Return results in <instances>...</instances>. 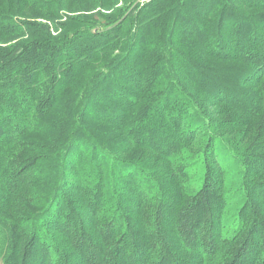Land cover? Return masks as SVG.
Returning <instances> with one entry per match:
<instances>
[{"label":"trees","instance_id":"16d2710c","mask_svg":"<svg viewBox=\"0 0 264 264\" xmlns=\"http://www.w3.org/2000/svg\"><path fill=\"white\" fill-rule=\"evenodd\" d=\"M4 1L9 3L10 8L13 7L12 0ZM154 3L157 9L142 16L145 28L141 35L142 44L138 43L137 34L130 47H125L124 60L122 64L119 63L118 68L119 71L125 69L127 74L134 76L131 82L140 88L141 98H145L142 104L145 106L143 105L137 114L134 111L130 113L135 104L134 95H131L127 103L128 106L131 102V107H126L128 115L125 113L123 120H119L122 114L118 109L112 112L116 115L117 122H123L127 118L130 127L128 133L126 132V139L128 136L132 138L138 127H145L148 124L147 137L150 136L151 139H145L150 140L153 146L162 147L161 144H167L172 148L173 137L167 139L165 134L174 132L173 124L167 125V120L161 126L149 122L152 115L167 107V104L161 105L162 100L153 97L159 84L152 76L164 72L160 64L162 47L165 46L162 40L165 39L179 49L183 45L195 49L196 46L188 45V41L193 40V35L199 41L204 40L207 32L193 33V27L192 30L186 28L187 22L191 23V20L185 12L183 13V7L169 18L168 15L174 12L171 9V2L156 0ZM29 5L31 6L30 3ZM212 8V2L207 0L205 8L200 14L193 15L192 20L200 18ZM220 8L215 19L212 17L216 22L213 20L209 23L213 26L209 27V31L216 28L222 31L223 21L228 16L234 23L244 26L237 13L236 15L233 13L234 16L229 14L225 5ZM162 13L167 14L164 18L170 21L169 24H165ZM161 21L163 23L159 24ZM178 23H180L178 31L183 28L188 32V35L185 36L184 33L181 39H177V33L173 29L178 27ZM169 27L173 31L169 30L170 35L167 36ZM257 27L264 29V23L252 25L246 33H243L241 28L235 30L232 40L234 50L228 49L226 54L224 52L227 45L225 41L219 39L220 35L207 33L210 38L208 39L210 41L206 40L210 44L207 56L228 62L240 60L242 57L238 50L246 44L249 55L244 57L248 58L252 74L255 72L264 74V48L259 42V37L262 38L261 42H264V36L258 34ZM153 30L154 34L150 36ZM109 34H114V31ZM45 45L33 41L19 52L6 57L0 55V213L9 211L13 218L10 225L0 221V261L3 264H259V244L252 242L255 237H264V216L258 211L259 205L258 208L246 203L243 217L251 214L249 226L241 229L240 225L239 228L231 230L228 238L223 237L222 234L225 233L223 219L220 216L221 208H214L211 204L212 192L208 188L203 187L190 200H184L185 206L177 212L179 199L171 193L173 191H170L171 194L166 190L159 193L155 187L149 189L151 193L143 190L144 185H148L149 182L147 176L144 180L143 171L146 170L141 166L135 169L129 161L111 159L117 163L111 164V167L113 166L109 174L111 180L105 181L108 175L101 164L107 162L109 154L102 147L105 146L102 132L97 133L98 138H93L86 129L75 131L73 120L78 113L76 106L72 108L68 107L69 104L66 105L63 112L67 110V113L60 121H48L40 125L43 119L53 118L52 112L56 109L57 98L59 93L62 94L63 88L54 84L59 80L72 78L76 72H84L88 66L87 61H83L86 59L84 52L87 53L88 60L96 51L108 50L111 44L109 40L97 35L91 42H82L78 47L64 43L47 51L44 49ZM74 53H78L76 60L70 56ZM174 54L181 61V52L176 51ZM154 60L155 69H152L149 75L146 70L149 68L150 71ZM187 60L185 57L184 63H187ZM61 61L69 64L65 65L60 79L56 80L54 71L62 69ZM172 61L174 60L170 59V62ZM73 67L77 68L73 71ZM243 72L248 74L247 70ZM224 74L216 77L219 84L221 80L226 82ZM79 75L85 78L86 74ZM142 76L146 77L143 88L138 84ZM148 78L151 82H148ZM234 81L228 82L232 84ZM101 82L97 85L100 86ZM110 86L107 94L117 93L116 87L112 84ZM169 89L173 90L172 87ZM225 89L230 92V88ZM258 91L260 94L255 93L253 97L248 98L243 107H252L251 104L255 100L263 102L264 91L262 88ZM124 92L127 93V90ZM95 95H91L90 99H94L92 110L97 113L98 100L103 99L102 96L98 98ZM254 107L257 105H253V110ZM96 113H91L87 117L115 126L109 121L96 119ZM171 118L174 120L175 115ZM194 125L192 129L201 130V123L196 122ZM33 127L35 128L33 133L40 137L43 143L21 142L29 133L27 129L31 130ZM260 130L264 136V127ZM110 136L116 138L114 133ZM177 145L175 149L179 148ZM115 146L116 143L109 148L114 151ZM16 150L18 154L28 150L34 155L28 158L15 156L12 152ZM171 154L176 156V151H172ZM171 154L162 148L160 154L156 153L153 157L165 160L169 165L168 155ZM256 157L258 159L253 157L245 161L244 175L247 189L253 194L251 200L264 201V186L254 185L250 179L255 172L264 169V157ZM62 170L71 173V182L61 178ZM164 170H169V167H165ZM127 185L129 188L134 187L127 189ZM68 190L81 194L83 199L71 198ZM154 198H159L158 203H153ZM32 203H39L42 213L38 214L35 226L27 227L29 221L17 218L14 213L17 210L16 205ZM144 249L147 252H144Z\"/></svg>","mask_w":264,"mask_h":264},{"label":"rangeland","instance_id":"374dc122","mask_svg":"<svg viewBox=\"0 0 264 264\" xmlns=\"http://www.w3.org/2000/svg\"><path fill=\"white\" fill-rule=\"evenodd\" d=\"M12 1L13 7L10 8L9 3L0 0V55H4V57L23 50L26 44L33 41L45 43L44 49L48 51L64 43L78 47L82 42H91L97 35L109 40L111 45L108 50H98L88 60H86L87 53L82 51L86 57L83 61H87L88 66L84 72H76L77 74H73L72 78L65 81L59 79L61 71L69 62L61 61L60 67L62 69L58 68L54 71V77L59 82L55 81L54 85L63 88L62 94L59 93L57 98L56 109L52 112L53 118H45L40 123L43 125L48 121H60L67 113V110L63 112L66 105L69 104L68 107L72 108L76 106L78 113L73 115L75 125V129H73L78 130V132L86 129L93 138H98L97 133L102 132V138L105 141V146L102 147L109 154V159H106L107 162L101 164L103 169H106V175H108L105 181L111 180V176H109L110 169L113 167L111 164L117 163L112 162L111 159L129 161L135 166V169L141 166L146 170L143 171L144 180L147 176V182H149L148 185H144L143 190L149 192L151 187H155L159 193L165 190L169 193L173 191L171 193L179 199L176 207L177 212L185 206L184 200H190L203 187L208 188L212 192V196L210 195L213 199L211 204L214 208H221L220 216L223 219V233H225L222 235L226 238L231 235L232 229L239 228L240 225L241 229H246L249 226L251 214L248 213L247 217H243L246 203L254 205V207L259 205L258 211L260 215L262 213L264 216V201L251 200L253 194L247 189L246 176L244 175V163L247 159L253 157L258 159L256 156L264 157V150H258L264 149L260 148L264 147L262 145L264 144V136L261 135L260 130L264 127V99L263 102L256 100L252 102V107L257 105L254 110L252 107H243L248 98L253 97L255 93L260 94L259 88L264 91V74L260 72L252 74L248 58L244 57V55H249L246 44H243V47L238 50L242 58L228 62L208 57V48H210L208 45L210 44L206 42L210 39L207 33H216L217 36L220 35L219 39L225 41L227 45L224 54L229 50H234L235 46L232 40L235 30L241 28L242 32L246 33V30L252 25L264 23V0H208L213 4L212 10L206 11L200 18H193V20V15L200 14L205 8L207 0H169L171 9L174 11L172 15L168 13L169 18L175 15L179 8L183 7V13L185 12L191 20V23L187 22L186 28L192 30L193 27V33L207 32L204 35V40L200 39L199 41L193 35V40L188 41V45L196 46L195 49L184 45L179 49L165 39L162 40L165 46L162 47L160 64L164 72L163 74L155 73L152 76L154 81L159 84L153 97L162 100L161 105L167 104V107H163L156 115H152L149 122L161 126L167 120V125L172 126L173 124L174 132L165 134L167 139L173 137L174 145L172 148L167 144H161L162 147L153 146L150 140H146L145 138L151 139L150 136L147 137L148 124L145 127H138L134 131L133 137L128 136L126 139L125 135L130 127L127 118L123 122H117L116 115H113L112 112L118 109L122 114H120L119 120H123L126 107H131V102L127 106L128 98L131 95H134L135 104L129 111L130 113L134 111L137 114L145 106L142 104L145 98H141L140 88L131 82L134 76L127 74L124 68L120 71L118 68L120 67L119 63L122 64L124 60L125 47H130L137 34L138 43L142 44L141 35L145 30L142 16L157 9V7L155 8L156 3H154L156 0ZM224 5L229 14L234 16L237 13V17H241V23L244 26L241 27L240 24L234 23L228 16L223 21L222 31L217 30V28L213 30L214 32L209 31V27H213L209 25L210 21L215 19V15L219 14L220 7ZM162 15L163 19L164 15L167 14L162 13ZM232 19L234 18L232 17ZM163 20L165 24L170 22L166 18ZM179 22L185 23L184 21ZM161 23L163 22L161 21L159 24ZM179 24L176 29L173 28L177 33V39H181L184 33L185 36L188 35V32L183 28L178 31ZM173 29L168 28L167 36L170 35L169 30L173 31ZM112 31L114 34L110 35L109 33ZM136 31L138 32L136 33ZM257 31L259 35L264 36V29L257 27ZM153 34L154 30L149 35L153 36ZM94 36L95 38H93ZM261 40L262 38L259 37L260 45L264 48V42ZM247 44L250 43L247 42ZM176 51L181 52V61L177 55L175 56L174 52ZM77 55L78 53L70 54L75 60ZM185 57L188 59L187 63L183 61ZM170 59L174 61L170 62ZM190 61L193 65H190ZM154 62L155 60L150 66V71L149 68L146 70L149 75H151L152 69H155ZM76 68L73 67L72 70L74 71ZM245 70L248 74H244L243 71ZM63 73L65 74L64 71ZM80 73L86 74V79L83 75H79ZM222 73H225L223 77L227 83L221 80V84H219L216 77ZM145 79L146 77L140 78L141 82L138 83L142 88ZM229 80L235 81L231 84L228 82ZM99 82L102 83L100 86L97 85ZM148 82H151L149 78ZM111 84L116 87L117 93L110 92L107 94L108 86ZM220 85L224 88L222 89ZM171 87L173 90L169 89ZM225 87L227 90L230 88V92L226 91ZM124 90H127V93ZM102 92L104 93L100 94ZM91 95L98 98L102 96L103 100H98L97 103L99 105L97 113L92 110L95 101L93 98L90 99ZM69 111L71 113V109ZM91 113H96V119L109 121L115 126L103 124L87 117ZM126 114L128 115V113ZM173 115H175L174 120L171 118ZM182 121L184 123L181 124ZM196 122L202 124L201 130L192 129ZM33 130H35L34 127L31 130L27 129L29 133L22 138L21 142H42L41 138L33 133ZM112 133L116 138H111ZM114 143L116 146L113 151L109 147ZM176 144L179 145L178 149L177 147L175 149ZM119 147L124 149L119 150ZM162 148L169 154L174 150L176 151V156L168 155L169 165L165 160L153 157L156 153L160 154ZM12 154L23 158L34 155L28 150H24L21 154H18L16 150ZM165 167H169V170H164ZM155 168L156 170H154ZM61 178L71 182V173L62 170ZM250 179L254 185L261 184L264 186V169L255 172L250 176ZM127 184L129 183L127 182ZM132 187L134 186H130V188ZM126 188L130 189L128 185ZM68 193L73 199H83L82 195L77 192L71 193L69 191ZM158 201L159 198H154L153 203H158ZM172 206L171 210L173 211L174 205L172 204ZM16 207L15 216L29 221V223L26 222L28 223L27 227L35 226L38 214L42 213L39 203L19 204ZM12 220L9 211L0 213V221L5 225L6 223L10 225ZM252 242L259 244L258 257L260 258L258 261H260L259 264H264V237H255ZM144 252L147 250L144 249ZM0 264H3L2 261Z\"/></svg>","mask_w":264,"mask_h":264}]
</instances>
